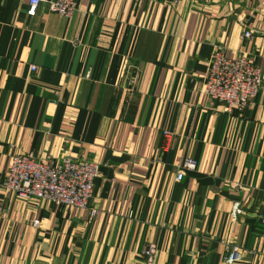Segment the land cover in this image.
I'll use <instances>...</instances> for the list:
<instances>
[{
	"label": "crops",
	"instance_id": "crops-1",
	"mask_svg": "<svg viewBox=\"0 0 264 264\" xmlns=\"http://www.w3.org/2000/svg\"><path fill=\"white\" fill-rule=\"evenodd\" d=\"M73 1L0 0V264H264V81L243 113L202 91L216 49L264 72V0ZM27 153L96 161L98 214L10 191Z\"/></svg>",
	"mask_w": 264,
	"mask_h": 264
},
{
	"label": "built area",
	"instance_id": "built-area-1",
	"mask_svg": "<svg viewBox=\"0 0 264 264\" xmlns=\"http://www.w3.org/2000/svg\"><path fill=\"white\" fill-rule=\"evenodd\" d=\"M34 10L42 3H47L50 10L65 16H71L76 8L73 0H28ZM253 31H244V38H252ZM264 72L254 64L251 55L242 52L235 58L225 55L222 49H216L209 62L208 73L202 85V91L214 103H222L227 111L245 112L250 103L263 88ZM184 168H195V162L187 159ZM100 175L99 164L88 158L73 159L64 157L59 162H43L34 154H16L5 177L4 185L19 198L48 199L56 205L90 209L93 217L98 214L92 205L94 185ZM184 169L176 175V181L184 177ZM241 203H233L232 219L241 214ZM37 226L39 221H35ZM226 263L240 259L236 250L228 251ZM158 246L148 244L142 253L141 264H156Z\"/></svg>",
	"mask_w": 264,
	"mask_h": 264
}]
</instances>
